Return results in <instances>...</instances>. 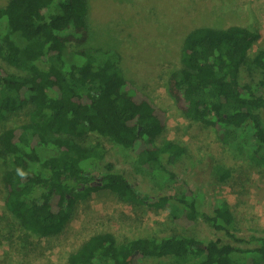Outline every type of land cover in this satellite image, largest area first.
Masks as SVG:
<instances>
[{
  "label": "trees",
  "instance_id": "16d2710c",
  "mask_svg": "<svg viewBox=\"0 0 264 264\" xmlns=\"http://www.w3.org/2000/svg\"><path fill=\"white\" fill-rule=\"evenodd\" d=\"M90 30L88 0H0V183L5 211L0 242L12 239V219L27 246L29 236H57L66 231L75 205L99 189L118 199L151 204L168 211L172 221L202 218L236 241L202 239L179 232L118 241L101 230L68 254V264H136V259H166L167 264H264V236L245 240L231 231L234 215L224 200L210 213L199 209L189 185L156 200L105 162L106 150L95 134L135 153L136 166L148 168L155 181L176 174L169 167L192 160L187 148L161 138V111L121 67L120 51L89 46L67 56L69 41L85 42ZM260 35L248 26L200 25L186 32L179 67L167 77V89L186 118L216 129L226 144L249 161L264 166V47L251 50ZM260 76L242 82V72ZM159 111V113H158ZM104 165L99 177L92 169ZM221 181L232 174L215 165ZM160 176V177H159ZM183 225V224H182Z\"/></svg>",
  "mask_w": 264,
  "mask_h": 264
},
{
  "label": "rangeland",
  "instance_id": "374dc122",
  "mask_svg": "<svg viewBox=\"0 0 264 264\" xmlns=\"http://www.w3.org/2000/svg\"><path fill=\"white\" fill-rule=\"evenodd\" d=\"M2 1V0H1ZM90 30L85 42L69 41L67 56L79 61L73 52L89 46L116 47L127 78L142 89L136 101L146 99L161 111L165 129L161 138L175 140L187 148L192 160L178 161L169 169L176 174L158 181L148 168L136 166L135 152L116 142L89 134V144L97 141L105 148V162H112L141 192L153 202L162 194L177 193L188 185L196 191L199 209L210 213L226 201L234 215L232 232L245 240L264 236V166L249 161L237 149L236 142L223 143L216 129L186 118L167 89V77L179 67L180 50L187 31L195 26H248L260 35L251 53L264 47V0H88ZM91 50V49H89ZM260 76L244 70L241 81H257ZM158 111V113H159ZM264 119V111H261ZM223 164L232 174L221 181L215 165ZM103 164L92 169L100 178ZM3 188L0 183V215L4 213ZM15 229L12 239L0 242V264H68L73 248L91 234L108 230L118 241L137 236H164L179 232L202 239H220L241 247L253 243L236 241L217 231L202 218L195 223L172 221L168 211L151 204H135L118 199L110 190L93 191L72 210L66 231L52 237L29 236L22 245V232ZM5 222L2 219L1 227ZM136 264H167L166 259L141 258Z\"/></svg>",
  "mask_w": 264,
  "mask_h": 264
}]
</instances>
